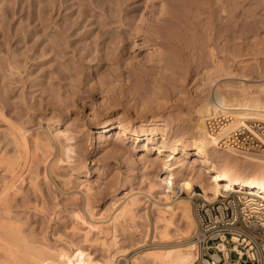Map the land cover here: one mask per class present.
Returning <instances> with one entry per match:
<instances>
[{
  "label": "rangeland",
  "instance_id": "374dc122",
  "mask_svg": "<svg viewBox=\"0 0 264 264\" xmlns=\"http://www.w3.org/2000/svg\"><path fill=\"white\" fill-rule=\"evenodd\" d=\"M163 2L164 0H152L150 2H147V0H0V186L2 185V182L4 183L5 181L11 179L9 173L3 169L5 163H2L1 160L3 153V156L6 154L5 156L8 158H11L15 155L14 145L11 142V137L7 133L11 128V124L14 122L16 125L14 129L18 133L19 130L22 129L20 125H23L25 131L24 134L20 135L21 138L25 143H34L37 138L44 137L42 132L48 127L46 116L51 115L53 110L56 109L55 105L58 104L59 99V103L62 104L64 103L63 100L68 102V98H70V96L73 97L74 95H76L77 98L74 97L75 100L71 99L72 102L77 101L76 103L79 104L75 106L73 105L76 103L72 104L69 108L71 111H69L68 114L70 116H75L78 113L77 117H80H78V122H88L89 124L83 128L85 129L83 130L85 131L83 132L84 142L87 139L85 142L87 145L85 152L88 156V164L92 165L91 161H89L91 157H95L96 159L98 158L103 162L104 160L110 162V165L107 167V169L103 170L104 174L103 172L99 176L96 175V172H91L90 174L91 179H94L93 181H95L93 184L95 188H93V192L94 194L96 192V195L95 197H92L93 199L91 198V200L94 201L91 205L94 206L95 212L99 213L104 211V209L106 210L110 205V200L114 196L116 197L118 195L117 197L119 198L131 191H147L149 188V183L153 180V182L156 180L157 183H160V180H158L160 176L155 175H161V172L156 171L154 168L152 169V166H146V168H144L145 165H143L144 162L142 161L146 159L145 157H143V159H138V161L135 163L136 165H134L135 167L132 166L135 171L132 169L129 170V165H127L126 162H122L119 168L115 163L114 156H111V153L109 152L111 150V146L105 143V141L100 140L98 142L97 139L87 135V128H94L95 125H90L91 123L88 120L89 117H87L86 114L90 112V109H88V107H90L89 102L91 103L93 101H97L100 103L99 101H102V95L103 97L106 95V92L103 89H107L110 95L113 94L118 96L126 107L132 105L130 106V109L132 110L134 109V101L137 100L135 105H137L139 102V104L142 103L139 101L140 99L136 97V94L132 89L134 82L137 79H140L141 77L144 78V76L146 77L149 74L147 73V70L151 65L154 64V60L151 57L153 55L152 53H154L152 52L154 49L149 45H143L140 47L134 46L133 40L129 36L132 33L135 40L140 43L141 37L137 36L138 18L142 13H146L147 16L151 15L148 13V11L151 10V6L155 4L152 6L153 8H160ZM255 2L256 1L254 0H184V4L186 6L184 11L186 8L187 11L183 15L184 20L188 21V27H182L180 32L183 33L182 37L184 41H186L187 44L189 43L190 46L187 45L185 48L183 47L184 49L181 48V54L183 56H179V54L176 56L177 66H173L175 68L174 71H176V74L175 72L173 73L177 77L173 76V81L169 83L170 87L172 86L171 83H174L172 89L175 88L173 89L175 92L170 88V92L168 94L161 95L162 97L159 96L158 98V100H162L161 102L163 103L161 109L164 110H160L163 115H168V112L170 111V114H173V118L175 115V118L173 119L174 122L180 121V123L187 124L191 120V123L188 124L189 126H198L201 129L205 127L203 129H207V131L210 132V129L207 125V120L215 119L217 117V113L211 114L212 112L206 108L203 109L205 105L196 103L194 104L196 98L198 100L199 97H202L201 99L204 98V100H206L205 97L209 95L210 99L214 97L217 98V96H214V93L215 95H218V98L231 96V94L240 92L242 87L249 83L248 81H252L251 79H246V82L243 80V77L241 76L243 74L241 69L243 64H247L246 67L249 68L248 70H250V68H252L251 66L257 64L258 61V64L264 63V24L261 23V21L264 19V8L259 2V4L257 2L256 4ZM237 24L240 25V27L245 25V27L249 30H246L244 26L241 28L237 27ZM259 25L263 26L261 27L262 30L260 29L259 31H256V26ZM243 28L246 31H243ZM240 31L243 32L242 34H244V36ZM241 35L243 37H241ZM257 40L258 42H256ZM191 47L193 48L191 49ZM162 48L163 50H166L165 47ZM254 48L256 50H254ZM252 50H254V53ZM260 50H262V52ZM226 57L228 59H226ZM220 58L221 60L226 59L227 61L229 60L228 62H230L229 66L227 64L228 67L224 68L226 71H221L223 74H221V76L219 75L220 80H217L215 83L210 78L209 80L207 76L205 79V75H210L206 71H208V69L210 70L213 62L217 59L220 60ZM148 59L152 60V62ZM231 59H233L232 62ZM235 59L237 61L236 64L239 63L238 65H242V67L236 64V67L234 65H230L235 63ZM241 62L243 63L241 64ZM146 66H149L148 69L145 68ZM224 67H226V65ZM249 72L250 71H248V73ZM130 74H132V77H130L131 79H129ZM223 75L224 78L222 77ZM237 75L241 77H239L241 80L238 79ZM225 76H227L228 79ZM206 80H209V82ZM210 81L213 82V84ZM223 82L226 84H223ZM236 83L242 84L240 85L241 87ZM129 85H132L130 86L132 89L129 87ZM236 86L240 88H236ZM76 90L81 91H78L77 93ZM171 92L172 94H170ZM58 94L61 97L59 99ZM221 94L223 95L221 96ZM53 97L56 99L53 100ZM50 99L51 102L49 103L48 101ZM163 99L165 101H163ZM207 99V101H210L208 97ZM71 100L69 99V101ZM83 101L86 103H84L85 107L82 105ZM52 102H54L53 106L55 108L51 106ZM60 104L56 106L59 107ZM202 106L203 108L200 110ZM234 113L235 111L229 115L233 116V119L235 120ZM223 114L222 112H218V115H222L225 120V123L223 122L220 124L223 126V128L220 126L219 131H212L209 133V135L218 139V141H220V146L225 148L226 151L229 150L231 153L239 156L241 159L246 160L249 163L253 164L256 162H264V155L261 154L260 156L259 153L241 150L232 144L229 139L225 141L222 140L223 136H227L229 132L233 131V129L244 125L243 120H246L245 125L255 123L258 120L264 122V115L262 116L263 118L258 116L256 118L257 120H255V117H247L248 119H241V117H238L237 119L236 117L235 121L231 119L235 124L234 125L233 123L231 124V121H229L231 117L229 118L226 116L229 118L228 123L227 118L225 119ZM97 123V121L94 122V124ZM226 124H229L231 129H229L230 127H227ZM178 130H180V128L176 129L175 132H178ZM86 135L87 137L85 138ZM87 141L90 142H88L89 145L87 144ZM97 144L99 147H97ZM108 146L110 147L109 149ZM4 148L5 152L7 150L8 153L4 152ZM129 152L126 151L124 154L126 155V153H129L128 155L130 158L132 156L137 158L139 156L142 157L141 155L143 154L141 150H136V152L129 150ZM132 152L134 155L131 156ZM249 156L250 158H248ZM40 159L39 160L42 162L38 161L39 163L36 166L38 167L40 173L38 176V181L40 183V188H42L41 191H36L34 186H30V181H27L28 179L24 180L25 182H23L24 184L22 185V192H18V195L16 194L17 196L15 195L13 201H11L12 205L10 203V211L12 212L11 215L13 217L15 215V219L17 218L16 221L22 225L24 228L23 230H25V235L30 237L31 240L35 236V239L33 240H36V238L37 240H40L41 237L47 239V241L49 240L48 242L50 244H57L58 242L61 244L62 241L59 238L62 236L63 238H74L73 240L77 241L76 243L82 245V243L79 242V240H82V238L80 239V237H82L81 233H75L71 230L72 220L74 222V219L70 215V210L73 208L72 206L82 203V201H80V199H82V196L80 195L81 193L77 188H75L77 187V184L75 183H78L80 177L72 176L71 178L73 181L71 180L64 185L59 176V178L53 176V184L51 182L50 185V180L45 179L47 174V170L45 169L46 162L45 160L43 161L42 158ZM63 166L65 167V164ZM58 167L60 171H66L65 169L61 168L60 164ZM24 176H26V174ZM100 177H102V180ZM117 180H119V182ZM73 182L75 187L73 184H71ZM113 183L114 185H112ZM157 188L159 187L157 186ZM195 188L196 190H199L197 186ZM76 192L79 194L78 197H80L78 198V201L77 198H74V196L77 197ZM160 193L161 191L159 192V190H157V192L155 190L153 191V194L156 195L155 197L157 198ZM138 195L139 197L144 195L141 197V200L146 201V203H143L141 206L144 208L142 209L140 207L138 208L139 210H137V215H139L137 217L138 221L135 219L136 223L142 226L140 227L136 225V223H133L135 221H126V223L124 222V225H121L122 227L120 226L121 228L118 227V229H120L118 230V232H120L118 235L120 236L121 246L128 248L130 247L128 252L125 253V257L127 258H131L132 255L137 254L138 251L148 246H152L158 242V239L153 240V234L155 232V217L153 216H155V211L152 207V201H149L150 198H148V196H146L144 193L140 192ZM180 195H185V193H180ZM159 197L161 198L162 195L160 194ZM72 198L74 200H72ZM190 202L192 203L191 200ZM47 204L50 205L47 206ZM144 210H147L148 212L149 224L146 222L147 220L145 218L144 221L142 219L143 217L140 216L143 214ZM179 222L181 225V221L179 220L176 221V224H179ZM133 224L136 227L138 226L137 231L126 228L127 225L133 226ZM146 226H148V228H146ZM123 229L125 231L126 229L128 230L127 232H123ZM195 229L196 227L192 231L193 233ZM144 230L149 231L147 233L148 235H146L147 240L145 239L147 242L141 240L142 244L137 245L138 243H136V241H140L139 235L144 233ZM129 231L130 233L132 232V234H134V237H136L137 240L132 239L129 236ZM139 231L142 232L139 233ZM193 233L190 235V237L183 238L181 242L189 238L190 240H194ZM130 241H132V244ZM158 243L163 246H167V243L160 241ZM98 250L97 252L95 251L96 255H101L102 252ZM90 251H92V249H90ZM198 255L200 257L199 248ZM125 257L118 258L117 264L118 262L119 264H127Z\"/></svg>",
  "mask_w": 264,
  "mask_h": 264
},
{
  "label": "bare ground",
  "instance_id": "6f19581e",
  "mask_svg": "<svg viewBox=\"0 0 264 264\" xmlns=\"http://www.w3.org/2000/svg\"><path fill=\"white\" fill-rule=\"evenodd\" d=\"M150 1L152 0H147V2H150ZM254 1H256L257 3L259 2L260 5H262L264 8V0H254ZM152 6H151V10L148 11V13H150L151 15L148 14L149 16H147L146 13H142L140 17L138 18L137 36L141 37V40H140L141 42L138 43V41L135 40V38L133 37L132 33L129 36L133 40L134 46L140 47L143 45H149L154 49L152 51L154 52L152 53L153 55L152 56L150 55L154 60L153 62L154 64L151 65L150 67L148 66L149 69L147 66L145 67L148 69L147 73L149 74L146 77L144 76V78L141 77L140 79H137L134 82V85L132 84L133 89L132 87H130L132 85H129V87L132 90H134L136 97L140 99L139 101H141L142 103L139 104L140 103L139 102L137 105H135L137 100L134 101L133 102L134 109L132 110L130 109L131 108L130 106L132 105L128 106L129 108L126 107L118 96L113 95V94L110 95L107 89L106 90L103 89L106 92V95L104 97L102 95V101H99L100 103H98L97 101H93L91 103L89 102L90 107H88V109H90V112L87 113L86 116L89 117L88 120L91 123L90 125L91 126L95 125V126L94 128L86 127L88 129L86 132L88 136H92L94 139H97L98 142L100 140L105 141V143L111 146V148L108 146V149L109 148L111 149L110 151L109 150L108 151L111 153V156L112 155L114 156L115 163L118 165V167L121 165L122 162H126V164L129 165L128 169L134 170L132 166L136 165L135 163L138 161V159L140 158L143 159V157H145L146 159L142 161L144 162L143 165H145L144 168H146V166H152V169L154 168L156 171H160L161 175H155V176H160L158 179L160 180V183L159 182L157 183L156 180L155 182H153L154 181L153 180L152 182L149 183V188L147 189V191H139V190L131 191L129 193L124 194L122 197H119V198L117 197L118 195L116 194L117 196L116 197L114 196L110 200V205L108 206L106 210L104 209V211H101L99 213L95 212L94 206L91 205L94 202L93 200H91V198L95 197L96 195V192L95 194L93 192V188H94L93 184L95 181H93L94 179L93 180L91 179L90 174L91 172H96L97 173L96 175L99 176L103 172V170L107 169V167L110 165V162L105 161V160L103 162L98 158L96 159L95 157H91L89 161H91L92 165L88 164V156H87V153L85 152L87 149L86 147L87 145L85 144L87 139L84 142L83 132L85 131L83 130L85 129L83 128L86 125L88 126L89 124L88 122H84V123L78 122V117H79V116L77 117L78 113L77 114L75 113L76 114L75 116H70L68 114L69 111H71L69 110L71 105L77 102V101L72 102V100H75L74 97H76V95L71 93L74 96L73 97L70 96V98H68V102H65L63 100L64 103L61 102L62 104H60L59 98L61 97L58 94L59 95L58 104L60 105L59 107H57L58 104H56L57 105V106L55 105L56 109H54L55 108L53 106L54 102H52L51 106L54 107L53 108L54 110L51 113V115L46 116L48 127L46 130L44 129L42 132L44 137L37 138L34 143H25L24 140L20 136L21 134H24L25 128L23 127V125H20L22 129H20L18 133L14 129L16 127L14 122L11 124V128L7 132L8 135L11 137V142L14 145L15 155L11 158H8L7 156H5L6 154L3 156L4 153L2 152L3 154L1 156L2 163H5V166L3 169L9 173L11 179L8 181L4 180L5 182L4 183L2 182V185L0 186V210H1L0 212V264H117V259L121 257H125V253H127L128 249H130V247L128 248V247L121 246L120 236L118 235V233H120L118 232V230L120 229H118V227L121 228L122 227L121 225H124L126 221H135V219L138 221L137 217L139 215H137V212H138L137 210H139L138 208H140L143 205V203H146V201L141 200V197L144 195L139 197L138 194L140 192L144 193L146 196H148V198H150L149 201H152V207L155 211V216H153L155 217V224H154L155 232L153 234V238H154L153 240L158 239V242L160 241V242L167 243V246L166 245L163 246L157 242L156 244L152 246H148L144 249L141 248L142 250L140 251L137 250L138 253L135 255H132L131 258L125 257L127 260V264H193L195 260L197 259V257H199L198 246H197L196 241L190 240L189 238L181 242L183 238L190 237V235L193 233L192 231L197 226V221H196L195 215H193L192 205L190 202L191 200L190 196L192 194H200L208 199H212L220 194L222 187H226V188H232L234 190H242V191H245L251 194L252 195L250 196L251 200L255 198L254 196H259V197L264 198V162H261V163L256 162L253 164L249 163L248 161L243 160L239 156L231 153L229 150L226 151L225 148L221 147L220 141H218V139L209 135V133H211L212 130L208 132L207 129L206 130L203 129L205 127L201 129L198 126H193V125L189 126L188 124L191 123L190 122L191 120L187 124L180 123V121L174 122L173 119L175 118V115L173 118L172 116L173 114L172 113L170 114L169 110H168L169 111L168 115L167 114L163 115L160 112V110H164V109H161L163 103L161 102L162 100H158V98L159 96L168 94L170 92V88L172 89V86H174L173 85L174 83H171L172 84L171 87L169 83L173 81L172 80L173 76L177 77L173 73L175 72L176 74V71H174L175 70L174 67L177 66L176 56L178 54L179 56H183L181 54L182 53L181 48L184 49L185 46L189 45V43L187 44L186 41H184L182 37L183 33L180 32L181 31L180 29L182 27H185V26L186 28L188 27L187 26L188 21L184 20V15H183L187 11V8L184 11V8L186 7L184 4V0H164L160 8L155 9ZM261 23L264 24V19L263 21H261ZM243 26L246 30H249L245 27V25H242L241 27ZM254 26H255V23H254ZM237 27H240V25L237 24ZM261 27L263 26L262 25L256 26L257 28L256 31L257 30L259 31L260 29L262 30ZM245 29L243 31H246ZM240 32L241 34L243 33L242 31ZM253 33H254V30H253ZM242 35L244 36V34ZM242 35L241 37H243ZM256 42H258V40ZM162 47H165L166 50L164 49L165 50L164 51ZM192 48L193 47H191V49ZM255 48L254 50H256ZM212 50H215V49H212ZM254 50H252L253 53H254ZM260 51L262 52V50ZM226 59L228 58L226 57ZM226 59L221 60L220 58V60L219 59L215 60L211 68L208 67L210 68V70L208 69V71L206 72H208L210 75L209 76L205 75V79L207 76L208 79L210 78L215 83L217 82V80H220V76L221 74H223V72L221 73V71H223L224 68H227L230 63L228 62L229 60L227 61ZM236 59H235V63L230 64L231 66L234 65L236 67V65L239 64V63L236 64L237 62ZM232 60L233 59H231V62ZM149 61L152 62V60H149ZM242 63L243 62H241V64ZM258 63L254 64V66L252 65L251 66L252 68H250V70H248L249 68L246 67L247 64H243V67L242 65H238L242 67L241 70L243 74L241 76L243 77V80L245 82L247 81L246 79L252 80V81H248L249 83L244 85L240 92L231 94V96H227V97L225 96V97H220V98H218V95H215L214 93V96H217V98L214 96H211L214 98L210 99L209 97L210 95H209L207 97L210 99V101H207L208 100L207 97H205L206 100H204V98L201 99L202 97H199L200 99L198 98L197 100L196 98L194 104L196 103L200 105H205L204 108L202 106L200 110H202V108L203 109L206 108L207 110L212 112L211 114L213 113L218 114V112H222V114L224 113L223 115L225 116V119L227 117L229 118L231 117L230 120L229 118H227V121L228 120L231 121V124L233 123L231 120L233 119V116H230L229 114H232L234 111H235L234 113L235 115L234 114L233 115H234L235 120H236V117L237 119L238 117H241V119L243 118L246 119L247 117L248 118L255 117V120H257L256 118L258 116H261V118H263L262 116L264 115V63H261V64H258ZM225 65L226 67H224ZM224 71H226V69ZM248 71L250 72L248 73ZM239 75H237L238 79L240 77ZM130 77H132V74L129 75V79H131ZM222 77L224 78V75ZM209 80H206V81L209 82ZM128 81H131V80H128ZM213 82L211 83L213 84ZM223 84H226V83L223 82ZM238 85L240 86L242 84H238ZM240 87L236 86V88H240ZM76 91L78 93L79 90H76ZM170 94H172V92ZM222 95L223 94H221V96ZM56 98L53 97V100ZM51 99L48 101L49 103L51 102ZM69 99L70 100L72 99V100L69 101ZM78 99H81V98H78ZM163 101L165 100L163 99ZM82 103H83L82 105L84 106L85 101H83ZM77 104L79 103H76L73 106ZM96 121L98 123L94 124V122ZM245 121L243 120L244 125L238 126L237 128L233 130H242L244 128H249L257 136H260L262 133H264L263 131H259L260 128L264 130L263 121L258 120L257 122L251 123L248 125L247 124L245 125ZM208 122H210V119L208 120ZM226 125L227 127L229 126V124H226ZM220 126L221 125H219V128ZM255 126L256 127L261 126V127H257L258 129H254L253 127ZM221 127L223 128V126ZM178 128H180V130H178V132H175V130ZM219 128L217 129L218 131H219ZM229 129H231V127ZM217 130H213V131H217ZM87 135L85 136V138L87 137ZM88 142L89 141H87V144ZM98 144H97V147H99ZM237 148L241 150H247L253 153L254 152L259 153L260 156L261 154L264 155V151L257 149V148H254V149H249L245 147H237ZM129 150L135 151V152L136 150H141L143 152V154L141 155L142 157L139 156L137 158L135 156H132L134 155V153L132 152L131 154L132 157L130 158L128 155L130 153ZM126 151H128L129 153L128 154L126 153L125 155L124 153ZM4 152H5V148H4ZM37 158L39 159L42 158L43 161L45 160L46 162L45 169L47 170L48 175L46 174L45 179L50 180V185H51V182L53 184V181H52L54 179L53 176H56V177L59 176L61 178L60 180H62V183L64 185L70 182L71 180L73 181V179L71 178L72 176L80 177V180H78V183H75L77 184V187H75L74 182L71 184H73L74 187L77 188L78 191L81 193L80 195L82 196V199H80V201H82V203L72 206L73 208L70 210L71 213L70 212L69 213L74 219V222L72 220L71 230L72 232H75V233L76 232L81 233L82 237H80V239L82 238V240H79V242L82 243V245L76 243L77 241H74L73 240L74 238L73 239L63 238L62 236L59 238L62 241L61 242L62 245L59 242L57 244H50L48 242L49 240L47 241V239L41 238V237H40L41 242L40 240H37V238L36 240H33L35 239V236L31 240L30 237L25 235V230H23L24 228L22 227V225L16 221L17 218L15 219V215L14 217L11 215L12 213L10 211L11 205H12L11 201H13L15 195L18 192L20 193L22 192L21 190L23 188L22 187V185L24 184L23 182H25L24 180L28 179L27 181H30L29 183L30 186H34V189L36 191H41L42 189L40 188V183L38 181V176L40 174L39 169L36 166L39 162H42V161H40L41 159L39 160ZM248 158H250V156ZM59 164L61 168L65 169L66 171H60L58 167ZM64 164L66 168L63 166ZM56 167L58 170L56 169ZM25 174L26 176H24ZM100 178L102 180V177ZM118 179H119V176H118ZM117 181L119 182V180ZM112 185H114V183ZM157 186L160 189L157 188ZM196 186L199 188V190H196L195 188ZM154 190L156 192L157 190H159V192L161 191L160 194L162 195V197L161 198L159 197L160 194L158 198L155 197L156 195L154 194L156 193L153 194ZM180 193H185V195H180ZM78 195L79 194H77V197L74 196V198H77V201H78V198H80L78 197ZM72 200L74 199L72 198ZM49 205L47 204V206ZM140 216L143 217L142 218L143 220L145 218L147 220L146 222H148L149 224L147 210H144L143 214ZM177 220L181 221V225H180V222L179 224L177 223L178 225L176 224ZM133 223H136V221ZM136 225L140 226V224H137V223ZM137 227L134 226V224L133 226L132 225L126 226V228L132 229L133 231H137L138 230ZM146 228H148V226H146ZM127 230L128 229H126V231L124 230L123 232H127ZM144 231H145L144 233H141L139 231V233H141L139 235L140 241L147 240L146 235H148L147 233L149 231L148 230H144ZM26 233H29V232H26ZM129 236L132 239L137 240V238L134 237V234H132V232L130 233V231H129ZM132 241H130L131 244H132ZM140 241L138 240L136 241V243H138L137 245L142 244V241L141 242ZM236 241H237V237L233 236V242H236ZM148 243H149V240H148ZM219 246L221 248L224 247L223 244H220ZM90 249H92V251H90ZM97 250L102 252V254L96 255Z\"/></svg>",
  "mask_w": 264,
  "mask_h": 264
},
{
  "label": "built area",
  "instance_id": "2783aa9c",
  "mask_svg": "<svg viewBox=\"0 0 264 264\" xmlns=\"http://www.w3.org/2000/svg\"><path fill=\"white\" fill-rule=\"evenodd\" d=\"M224 121L218 115L210 122L207 120V125L213 131ZM259 131L264 132L262 128ZM228 134L222 140L230 139L237 147L264 151V133L257 136L244 128ZM250 196L226 187L212 199L200 194L190 196L197 221L193 239L200 250V257L193 264H264V198L254 196L251 200ZM233 236L237 237L236 242Z\"/></svg>",
  "mask_w": 264,
  "mask_h": 264
},
{
  "label": "water",
  "instance_id": "95a60500",
  "mask_svg": "<svg viewBox=\"0 0 264 264\" xmlns=\"http://www.w3.org/2000/svg\"><path fill=\"white\" fill-rule=\"evenodd\" d=\"M232 256H234V254H232Z\"/></svg>",
  "mask_w": 264,
  "mask_h": 264
}]
</instances>
